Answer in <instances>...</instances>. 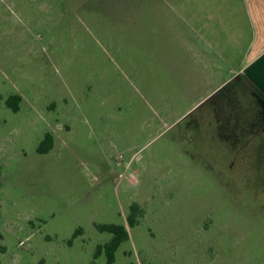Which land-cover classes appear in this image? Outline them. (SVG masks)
<instances>
[{"label":"rangeland","instance_id":"obj_1","mask_svg":"<svg viewBox=\"0 0 264 264\" xmlns=\"http://www.w3.org/2000/svg\"><path fill=\"white\" fill-rule=\"evenodd\" d=\"M196 7L0 0V264H91L112 238L95 224L127 225L114 264H264V142L229 146L246 110L218 116L185 81Z\"/></svg>","mask_w":264,"mask_h":264},{"label":"crops","instance_id":"obj_2","mask_svg":"<svg viewBox=\"0 0 264 264\" xmlns=\"http://www.w3.org/2000/svg\"><path fill=\"white\" fill-rule=\"evenodd\" d=\"M186 1L197 4L196 25L186 26L198 42L189 46L194 58L183 69L185 81L193 80L192 91H203L201 102L220 96L213 106L218 116L246 110L247 118L240 123L235 117L224 119L233 136L229 146L231 140L236 143L238 131L246 132L244 138L250 141L264 142V0ZM150 12L156 21L165 22L166 13ZM222 122L216 124L218 132Z\"/></svg>","mask_w":264,"mask_h":264},{"label":"trees","instance_id":"obj_3","mask_svg":"<svg viewBox=\"0 0 264 264\" xmlns=\"http://www.w3.org/2000/svg\"><path fill=\"white\" fill-rule=\"evenodd\" d=\"M22 98L18 94L10 95L6 101V106L14 113H18L20 110V103ZM54 148V138L50 133L45 134L44 138L37 147V153L40 155L48 154ZM2 168L0 166V178L2 177ZM145 212L143 207L138 203H133L129 208V213L126 218L127 224L130 228H133L140 224V218L144 216ZM96 229L100 233H108L112 236L111 240L105 244H99L94 254V261L91 264H97V260L103 255L106 257L107 264H114L116 262V254L123 243L130 240V233L127 225L117 224H95ZM84 233L83 229L75 231L72 239L69 241V246L73 241ZM133 264V263H130ZM144 264H154L147 263Z\"/></svg>","mask_w":264,"mask_h":264}]
</instances>
